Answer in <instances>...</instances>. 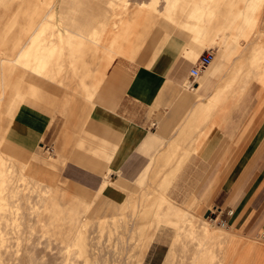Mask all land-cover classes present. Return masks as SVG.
<instances>
[{
    "label": "crops",
    "instance_id": "0c3cea01",
    "mask_svg": "<svg viewBox=\"0 0 264 264\" xmlns=\"http://www.w3.org/2000/svg\"><path fill=\"white\" fill-rule=\"evenodd\" d=\"M47 15L44 13L29 30V36L17 45L15 56L10 59L16 60ZM216 43H219L217 39ZM259 44V50L264 48L262 42ZM208 47L214 46L204 38L167 33L149 59L133 63L115 59L107 76L105 67L97 70L104 76L93 97L106 77L105 87L86 106L83 118L62 119L53 128L55 120L44 116L43 112L34 115L30 109H22L14 114V122L6 130L8 144L31 151L47 139L45 145L51 146V151L56 152L69 170L90 178L97 191L116 204L156 180L159 176L156 168L160 166L158 169L163 174L169 169L171 158L172 167L166 171L170 177L164 173L170 178V183L164 182L168 183L165 193L169 198L182 205L197 199L195 207L202 210L203 216L210 218L216 214L217 220L224 219L226 226L241 233L254 234L259 230L263 233L264 80L259 77L264 79V70L259 68L264 67V54L259 51L261 59L253 63L256 47L249 45L231 56L225 43L222 49L218 48L217 55L214 50L216 58L200 71L193 85L187 86L189 69ZM79 62L81 65L87 62L85 55L76 59V66L80 68ZM69 72L73 75L89 70L66 66L63 73ZM21 73L29 77L28 83H43L45 89L53 87L50 78L31 71ZM241 77L244 82L235 84ZM101 78L91 84L85 82L91 87L89 91L94 90L93 85ZM82 88L86 98L91 99L84 84ZM218 93H221L220 109L217 107L213 112L209 109L211 116L206 115ZM27 104L30 103L24 102L22 106ZM202 108L206 111H201ZM185 154L188 157L185 158ZM173 155L178 158L177 163ZM177 164L179 167H175ZM162 165L169 167L161 171ZM174 168L176 171L171 172ZM164 174L156 182H163ZM161 237L159 234L151 241L141 264L162 263L160 251L164 242Z\"/></svg>",
    "mask_w": 264,
    "mask_h": 264
},
{
    "label": "rangeland",
    "instance_id": "374dc122",
    "mask_svg": "<svg viewBox=\"0 0 264 264\" xmlns=\"http://www.w3.org/2000/svg\"><path fill=\"white\" fill-rule=\"evenodd\" d=\"M172 1L3 0L0 3V47L4 46L2 50L0 49V155L6 161V164L14 170L13 177H11V187L13 190L14 187L16 188L14 191L17 190V194L11 190V187L10 189L5 188L0 192L6 197L4 202L5 204L7 202L8 205H6V209L0 210V264H141L143 257L139 258L134 248L136 245L135 241L133 239L131 240V230H133V224L137 219L134 213L137 212L138 206L142 205L141 201L142 203L144 202L141 199V195L152 191L154 188V190H157L158 184L156 185L152 181L151 184L143 185L141 192L120 202V206L118 205L119 203L116 204L107 201L97 191L96 185L90 178L78 171L69 170L66 164H64V161L55 154L56 152H52V149L47 150L45 147L47 139L44 140V143H40L35 150L27 151L19 148L17 145L18 148L9 145L8 138L5 134L10 123L14 122V114H19L22 109H30V111L34 112V115L43 112L44 116L55 120L53 128H56L62 119L83 118L86 106L105 87L106 77L100 90L91 99L86 98L82 85L85 82L91 84L95 78H101L102 74L100 73V76L97 70L105 67V64L106 67L109 65L105 68V76H107L108 69L115 59H124L132 63L149 59L153 50L167 33H178L183 36L190 35L204 38L210 45L214 46L216 55L218 48L222 49L225 43H227L231 56L236 51L249 45H253V48H255L261 42L264 44V2L262 3L263 5H260V8L254 11L257 20L252 27L246 20H241L238 22L237 28L233 30L230 28L227 29L226 31L228 33L226 34L217 32L216 39L219 43H213L195 31L192 32L189 29L186 31L184 26L175 22L176 20L165 16V12L172 8ZM143 2L145 3L142 4ZM152 2L154 3L153 8L151 7L153 5ZM147 3L150 7L147 6ZM239 5L241 7L245 6L242 5V2ZM145 10L149 12H145ZM176 10L179 11V8L176 7ZM46 12L48 14L52 13L54 18L49 15L50 17L47 16L49 19L45 18L41 20L43 29H40L41 33L38 32V36H40L38 40L42 39L40 42H44L43 45L44 47L47 46V48H42L38 51L32 50V55L29 56V60L34 61L37 58H41L40 56L43 54L46 56L50 54L52 52L50 49L51 45L57 47L63 45L65 49L63 48L62 55H60V52H56L57 54L53 53L54 64L57 62L55 67L58 66V63L65 62L64 70L66 66L67 68H73V70H89L88 73L73 75L69 72L66 77L63 73L64 75H61V77H65L63 79L51 74V81L54 82L51 85L53 87L56 86V88L51 87V89H45L43 83H28L29 77L21 73L23 70L30 71L26 67L27 65H24L25 63L21 61L25 58L23 56L24 54L22 55L23 52L21 53L22 57L18 56V59L21 58V60L10 59L15 56L17 45L25 41L30 34L29 30L37 25L41 16ZM125 17L126 19H124ZM127 18L128 20L132 18L130 20L131 22L128 21L126 23L125 20ZM121 19L124 20L122 21ZM45 20H48L46 24ZM257 22L258 25L256 24ZM122 24L123 26H128L125 27L126 31L118 38V42L122 43L125 51L118 54L111 53L107 51L106 46L110 45L111 40L120 31L119 28H121L120 26ZM46 25H49L47 26L48 28ZM95 26H101L102 30L105 29L101 31V40H98L100 44L87 41V44L83 48L77 50L74 48L72 52L66 49V41L61 40L58 33L59 31L64 33L65 27H67L73 28V30L79 33L89 35L91 28ZM107 29L109 30L107 31ZM243 29L248 32L247 36H245L246 34ZM240 30L241 33L239 32ZM131 31L134 33L132 32L130 34ZM230 31H233V34ZM242 31L245 35L242 34ZM230 33L234 36L229 35ZM125 37L126 40H124ZM28 45L25 49L28 48ZM131 47H133L135 53L134 51L131 52ZM135 47H137V50ZM71 53L75 58L76 56L80 58L82 55H85L88 66L86 63L81 65V62L77 63L78 66L81 65L80 68L71 64V57L73 56ZM110 54L114 56L111 62ZM33 55L35 57H32ZM259 69L264 70V67ZM249 74L251 75H249L250 77L253 76V73ZM259 79L264 80L261 76ZM47 81L49 82L50 80ZM238 82H244L242 77L234 83L236 84ZM22 92H25L24 95H22ZM23 97L25 99L21 102L20 100ZM26 99L29 101H25ZM24 102L30 103L27 104L28 107L22 106ZM175 203L185 208L186 211L188 210L187 212L192 215L195 223L196 220L197 222L199 221L198 224L203 221L210 227L228 234L229 237L231 236L230 241H226L227 243L231 244L232 239H234L233 243L235 245L236 241L238 242L239 247L234 244H229V246L227 244L220 247L225 241L221 243L215 241L219 244L214 242V244L209 243L210 247L212 245V252H215L214 255H217L213 257V262H209L210 264H264L263 230L249 234L241 233L230 226L219 225L210 220L208 216H203L202 210L195 207L198 204L197 199H195L194 203L185 205ZM166 205L167 202H164L163 206L165 207ZM134 207H137V209H133ZM164 210L162 209L161 212ZM107 214L110 215L105 219L110 222L108 221L109 224L105 225L107 223L106 221L100 229V217ZM111 214L114 215L112 216ZM112 217L115 218V221H119L117 223L118 225L116 224L117 226L110 224L113 220ZM87 221L89 222L87 227H84V231L87 236L86 249L88 250H86L87 255H82L80 254V250H74L76 247H72L73 244L70 242L74 236V231L76 232L84 224L82 222ZM128 222L131 224V227L128 225ZM155 223L149 226L147 237L153 240L159 234L162 235L161 238L164 245L160 251L162 257L161 264L164 261L165 263L167 262L168 258L165 260L167 254V257L170 256L168 264L201 263L199 258L196 260V262H199L196 263V258L192 256L193 249L190 250L189 248L194 243H191L190 239L184 238V242L187 240L186 244H183V239H180V237L178 239L181 241H176L177 229L173 225L164 222L157 223V225ZM110 230L116 232L113 231L112 234ZM67 238L71 239L68 240ZM116 252L118 253L116 254ZM225 252L228 253L225 255ZM223 255L226 256V260L223 258Z\"/></svg>",
    "mask_w": 264,
    "mask_h": 264
},
{
    "label": "bare ground",
    "instance_id": "6f19581e",
    "mask_svg": "<svg viewBox=\"0 0 264 264\" xmlns=\"http://www.w3.org/2000/svg\"><path fill=\"white\" fill-rule=\"evenodd\" d=\"M155 2V1H154ZM242 2V5H245L244 7H241L240 5H239V3H241ZM264 2V0H173L172 1V4H171V6H172V8L170 9V10H167L166 12H165V16L166 17H169V18H171V19H173V20H176L175 22H177L178 24H180V25H182V26H184V28L186 29V31H187V29H189V30H192V32L193 31H195V32H197V33H199L200 35H202L203 37H206L209 41H211V42H213V43H216V33L217 32H223L224 34H226V33H228V31H226L227 29H231V30H233L234 28H237V26H238V22L239 21H241V20H246L248 23H249V25L252 27L254 24H255V22H256V20H257V16H256V14H255V10L257 9V8H260V5L262 4ZM145 2H143L142 4H144ZM150 3V2H149ZM153 3V2H152ZM151 3V4H152ZM156 3H157V1H156ZM244 3V4H243ZM142 4H140V5H142ZM148 4V3H147ZM263 5V4H262ZM147 6H149V4L147 5ZM153 6H154V3H153V5L151 6L152 8H153ZM150 7V6H149ZM176 7H178L179 8V11H177L176 10ZM263 7V6H262ZM143 8H144V6H143ZM158 8V7H157ZM262 9V8H261ZM226 10V11H225ZM149 12L148 10H145V12ZM157 11V10H156ZM140 12H142L141 10H140ZM140 12H137V13H140ZM158 12V11H157ZM259 12V11H258ZM137 13H136V15H137ZM159 14H160V12H158ZM135 14V13H134ZM150 14V13H149ZM52 16V13H50V14H48L47 16ZM138 15H140V14H138ZM47 16H46V18H47ZM49 16V17H50ZM49 17L47 18V19H49ZM53 17V16H52ZM123 17V16H122ZM121 17V18H122ZM128 17H130V16H128ZM54 18V17H53ZM52 19V18H51ZM124 19H126V17L124 18ZM123 19V20H124ZM122 20V19H121ZM120 20V21H121ZM122 20V21H123ZM130 20H132V18L130 19ZM130 20H128V18H127V20H125L126 21V23L129 21V22H131ZM133 20H134V18H133ZM46 21H48V20H45V24H46ZM122 21H121V23H122ZM102 22V21H101ZM119 22V21H118ZM104 23V22H103ZM117 23V22H116ZM120 23V22H119ZM118 23V24H119ZM125 23V24H126ZM45 24H43V25H45ZM118 24H117V26H118ZM131 24V23H130ZM218 24V25H217ZM257 25H258V22L256 23ZM100 25H101V23H100ZM120 25V24H119ZM47 26H49V25H46V27ZM105 26V25H104ZM116 26V25H115ZM122 26H123V24H122ZM120 26L121 28H119L120 29V31L118 32V34L111 40V42H110V45H108V46H106V49H107V51H110L111 53H115V54H118V53H121L122 51H125V49H124V46L122 45V43L121 42H118V38H120V36H121V34L123 33V32H125L126 31V28L125 27H127V26ZM106 27V26H105ZM135 27V26H134ZM255 27V26H254ZM43 29V26H40L39 27V29L37 30V32L35 33V35L32 37V39H31V41L28 43L29 45H28V48L27 49H25L26 48V46H25V48L22 50V55L23 56H25V58H23V60H21V58H19L21 61H23L25 64L24 65H27L26 67L27 68H29L30 69V71H31V73H33V74H38V75H41V76H45V77H47V78H50L51 79V77H52V75L51 74H54V76L56 75V77L57 78H59V77H61V75H64L63 74V71H64V66H65V64H64V62L63 63H58V68L57 69H55L54 67L57 65V62L54 64V60H53V53H55V54H57L56 52H60V55H62L61 54V52L63 51V45L62 46H52L51 45V47H50V49H51V51L52 52H50V54H48L47 56L46 55H41L40 57L41 58H37L36 60H34V61H32V60H29V56H31L32 55V50H41L42 48L43 49H45V48H47V46H45L44 47V42H40L42 39H39L38 40V38L40 37V36H38V32H40L41 33V31H40V29ZM45 28V27H44ZM48 28V27H47ZM104 28V27H103ZM115 29H116V27H115ZM118 29V28H117ZM46 30V29H45ZM105 29H103L102 30V27L101 26H95V27H92L91 28V30H90V34L88 35H86V33H79L78 31H76V30H73V28H67V27H65V30H64V33L62 32V31H59L58 33H59V36H60V39L61 40H65L66 42V49H68V50H71V52L74 50V48L77 50V49H80V48H83L86 44H87V41L89 42H92V43H96V44H100L99 42H98V40L100 41L101 40V34H102V32L101 31H104ZM109 29H107V31H108ZM130 30V29H129ZM245 32V34H244V32ZM243 33L242 34H244L245 36H247V33L248 32H246V30H244L243 29ZM133 31H131L130 32V34L132 33ZM191 32V31H190ZM231 32V31H230ZM233 32V31H232ZM231 32V33H232ZM235 32V31H234ZM240 33H241V30L239 31ZM239 32H238V34H239ZM250 32H252V31H250ZM249 32V33H250ZM89 33V32H88ZM134 33V32H133ZM229 34V35H232V34ZM42 35H43V33H42ZM42 35H41V37H42ZM126 35V34H125ZM228 35V34H227ZM241 35V34H240ZM250 35V34H249ZM248 35V36H249ZM99 36V37H98ZM136 36V35H135ZM232 36H234V35H232ZM63 37V38H62ZM78 37V38H77ZM126 37H128V36H126ZM126 37H125V39L124 40H126ZM130 37V36H129ZM43 38V37H42ZM134 38V37H133ZM82 39V40H81ZM223 39H224V37H223ZM43 41H44V39H43ZM224 42V41H223ZM49 43V42H48ZM132 43V42H131ZM130 43V44H131ZM63 44V43H62ZM68 44V45H67ZM48 45H50V44H48ZM55 45V44H54ZM76 45V46H75ZM220 45V44H219ZM224 45V44H223ZM259 45V44H258ZM131 46V45H130ZM133 46V45H132ZM127 47V46H126ZM139 47V46H138ZM257 47H259V46H257ZM255 48V53L254 54H252V56H254V55H256V57L254 58V60H252L253 61V63L254 62H258V61H260V57H259V51H261L260 53L263 55L264 54V48H261L260 50L258 49V48ZM261 47V46H260ZM49 48V47H48ZM136 48V50H137V47H135ZM65 49V48H64ZM131 49H132V51L131 52H133V51H135L134 49H133V47H131ZM82 51V50H81ZM128 51V50H127ZM75 52V51H74ZM21 53H20V55L19 56H21ZM34 53V52H33ZM63 53V52H62ZM76 53V52H75ZM125 53V52H124ZM36 54V53H35ZM65 54H66V51H65ZM70 54V53H69ZM72 54V53H71ZM260 54V55H261ZM38 55V54H37ZM73 55V54H72ZM71 55V56H72ZM121 55V54H120ZM64 56V55H63ZM70 56V57H71ZM22 57V56H21ZM32 57H35L34 55L32 56ZM80 57V56H79ZM81 57H83V56H81ZM110 62L112 61V59L114 58V56H112V54H110ZM264 57V56H263ZM31 58V57H30ZM19 59H18V57H17V59L16 60H18L19 61ZM76 59H78V58H75V56L73 55L72 57H71V64H73L74 66H76ZM109 59V58H108ZM264 59V58H263ZM78 61V60H77ZM240 62V61H239ZM108 63V62H107ZM260 63V62H259ZM70 64V65H71ZM86 65H87V62H86ZM73 66V67H74ZM109 66V65H108ZM107 66V67H108ZM106 66H105V68H107ZM232 67V66H231ZM1 68V67H0ZM97 70V69H96ZM99 70V69H98ZM100 70H102V69H100ZM2 71V70H1ZM86 72H87V70H86ZM106 71H104V73H105ZM96 73V72H95ZM100 73H101V71H100ZM99 73V71H98V74H100ZM1 74V73H0ZM69 74V73H68ZM103 76H104V74L103 73H101ZM101 74H100V76H101ZM84 76V75H83ZM99 76V75H98ZM103 76H101V77H103ZM2 77V76H1ZM65 77H66V75H65ZM64 76L63 77H61L60 79H63V78H65ZM99 78V77H98ZM96 79V78H95ZM229 79V78H228ZM85 80V79H84ZM98 80V79H97ZM101 80H102V78L99 80V82L98 83H96L95 82V84L93 85V87H94V90L93 91H89L90 89H89V87L88 86H86V83H84V87L86 88V90H88L87 91V93L89 92L90 93V97L92 98L93 96H94V93H95V91H96V89L98 88L97 86H98V84L101 82ZM232 82V81H231ZM92 83V82H91ZM227 83V82H226ZM229 83V82H228ZM227 83V84H228ZM227 84L225 85V86H227ZM234 84V83H233ZM88 87V88H87ZM230 87H231V85H230ZM91 88V87H90ZM93 89V88H92ZM223 91L225 90V89H222ZM219 94H221V93H218V95L215 97V98H213L212 99V105L210 104L209 105V108H207L208 109V112H205V113H207L206 115H209V116H211L210 115V111L211 112H213L212 110L213 109H217V107L219 106L218 104V102H219ZM221 103V102H220ZM201 106V105H200ZM198 108V107H197ZM201 108V107H200ZM206 108H202L201 109V111L204 109H206ZM209 109H211L210 111H209ZM218 109H220L219 107H218ZM206 111V110H205ZM204 112V111H203ZM197 113H199V112H197ZM196 114V113H195ZM211 114H213V113H211ZM204 115V114H203ZM195 116V115H194ZM197 116H198V114H197ZM208 117V116H207ZM200 118H201V116H200ZM203 118V117H202ZM191 120H192V118H191ZM193 121H194V118H193ZM198 121V120H197ZM196 121V122H197ZM207 121V120H206ZM205 121V122H206ZM194 123V122H193ZM198 123V122H197ZM201 123H204V122H201ZM191 125H194V124H191ZM201 125V124H200ZM203 125H205V124H203ZM190 127V126H189ZM193 127V126H192ZM196 127H197V125H196ZM199 127V126H198ZM197 127V128H198ZM186 128H188V127H186ZM191 128V127H190ZM190 128H189V130H190ZM194 128V127H193ZM188 130V131H189ZM194 130V129H193ZM192 130V131H193ZM196 130V129H195ZM187 131V132H188ZM197 131V130H196ZM184 132H185V130H184ZM183 132V133H184ZM189 132H191V131H189ZM197 133V132H196ZM200 133V132H199ZM185 134V133H184ZM183 134V135H184ZM189 134V133H188ZM194 134V133H193ZM192 135V134H191ZM185 136V135H184ZM181 137H182V135H181ZM181 137H179V138H181ZM188 137V136H187ZM191 137V136H190ZM184 138V137H183ZM178 139V138H177ZM187 138H185V140H186ZM191 140V139H190ZM194 140V139H193ZM178 141V140H177ZM183 141V140H182ZM188 142V141H187ZM190 142V141H189ZM185 143V142H184ZM191 143V142H190ZM177 144V143H176ZM183 144V143H182ZM181 145V144H180ZM186 145V144H185ZM176 147V146H175ZM180 147H182V146H180ZM185 147V146H184ZM183 147V148H184ZM193 147V146H192ZM178 148V147H177ZM176 148V149H177ZM187 148V147H186ZM190 147H189V145H188V149H189ZM183 150V149H182ZM185 150H187V149H185ZM184 151V150H183ZM179 152L180 153H182L181 152V150H179ZM187 152V151H186ZM179 153V154H180ZM176 155V154H175ZM181 155V154H180ZM188 155V154H187ZM186 154H185V158H186V156H187ZM174 156V155H173ZM177 157H178V155H176ZM176 156H174V157H176ZM181 156H183V155H181ZM173 157V158H174ZM174 158L175 160H176V163H177V159L178 158H180V156L178 157V158ZM188 157V156H187ZM11 158V157H10ZM184 158V159H185ZM173 160V159H172ZM172 160H171V158H170V161H171V163H170V161H169V163H170V167H172L171 165H172ZM175 160H174V163H175ZM180 160L181 159H179L178 161L180 162ZM178 162V163H179ZM169 165V164H168ZM167 165V166H168ZM179 165L180 164H177V165H175V167H179ZM159 165H156V167H158ZM162 166H164V165H162ZM167 166H164V167H161V171H162V168H165V167H167ZM182 166V165H181ZM23 167V166H22ZM160 167V166H159ZM158 167V168H159ZM169 167V166H168ZM170 167H169V169L167 168V170L166 171H169L170 170ZM158 168H156L157 170H156V174L157 173H159L158 175V178L156 179V180H158L159 179V177L160 176H162V177H164L163 176V174L164 173H168V177H170L169 176V172H166V171H164V173L163 174H161L160 173V171H159V169ZM178 169V168H177ZM180 169V168H179ZM159 171V172H158ZM175 172L176 170H175V168H174V170H172L171 172ZM178 171V170H177ZM13 172H14V170H12V168H10L7 164H6V161H4L3 160V158H2V156L0 155V192L2 191V190H4L5 188H9L10 189V187H11V182H12V179H11V177H13ZM155 174V175H156ZM161 174V175H160ZM173 174V173H172ZM171 174V175H172ZM176 174V173H175ZM153 175V174H152ZM165 175V174H164ZM174 175V174H173ZM22 176V175H21ZM165 177H166V175H165ZM168 177H166V179L163 181V182H160V183H158V182H156V180H155V182H154V180H153V182L156 184H158V189L157 190H152V191H150V192H147V193H143V195H141V199L142 200H144V202L142 203V201H141V206H138L139 208H138V210H137V212H135L134 214H135V218H137L136 220H135V223L133 224V230H131V233H132V236H131V240L133 239L134 241H135V250L137 251V255L139 256V258L141 257H144V255H145V253H146V250H147V248H148V246H149V243H151L150 241L152 240H150L149 239V237H147L148 235H147V233H148V231H149V226H152V224L153 223H155V221H157L156 223H155V225H157V223H161V222H164V223H167V224H171V225H173L176 229H177V236H176V238H177V240L176 241H179L181 238L183 239L182 240V242H184L185 241V239L184 238H188V240L190 239L191 240V243H194L193 245L191 244V247L189 248L190 250H192V253H193V257H195L196 259H195V262H196V260H197V258H199L200 259V264H206V263H208V264H210L209 262H213L214 261V258L213 257H215V256H217L216 254L214 255V253L215 252H212L213 251V249L211 248L212 247V245H211V247H210V245H209V243H212V244H214V243H216L215 241H218L219 243H221V242H224L225 241V243L222 245V246H220V247H223L224 245H227V246H229V244L230 243H227L226 241H230V238H231V236L229 237V235L228 234H225V233H223V232H221L220 230H217V229H215V228H213V227H210L207 223H205V222H200L199 224H198V222H197V220H196V223H195V220H194V218L192 217V215L190 214V213H188L186 210H185V208H183V207H181V206H179L178 204H176L171 198H169L166 194H165V192H164V190H165V188H168V187H166V184H168V183H170L169 182V179L170 178H168ZM172 177V176H171ZM174 177H175V175H174ZM174 177H172V178H174ZM22 178H24V177H22ZM153 178H154V176H153ZM161 179V178H160ZM163 180V179H162ZM159 181V180H158ZM165 181H167L166 183H164ZM171 182H172V180H171ZM23 183H24V181H23ZM29 184V183H28ZM156 184V185H157ZM170 185V184H169ZM25 186V185H24ZM160 186V187H159ZM27 188V187H26ZM151 188V187H150ZM16 188L14 187V190H15ZM11 190L12 191H14L13 189H12V187H11ZM167 190V189H166ZM17 191V190H16ZM16 191H14L15 193H16ZM3 193V192H2ZM100 193V192H99ZM17 194V193H16ZM99 196V195H98ZM6 200V197L4 196V194H1L0 193V210H3V209H6V205H7V202H6V204H5V201ZM137 200H139V199H137ZM138 202V201H137ZM164 202H167V205L164 207L163 206V204H164ZM136 204V203H135ZM138 204V203H137ZM140 204V203H139ZM118 205H120V203L118 204ZM8 206V205H7ZM10 206V205H9ZM121 206V205H120ZM137 206V205H136ZM133 209H137V207H134ZM162 209H165L163 212H161V210ZM134 211H136V210H134ZM113 213H115V212H113ZM109 215L110 214H107V215H104V216H102V217H100V229H101V226L103 225L104 226V223L107 221L105 218H107V217H109ZM112 215V214H111ZM114 215V214H113ZM112 215V216H113ZM117 216V215H116ZM115 217V216H114ZM102 218V219H101ZM113 218V217H112ZM115 218H113V220H112V223H110V224H114V225H116L117 223H119V221H115L114 220ZM86 221V220H85ZM109 221V220H108ZM108 221H107V223L105 224V225H107V224H109L108 223ZM88 222L89 221H87V222H82V223H84V224H82L79 228H78V230L75 232L74 231V236L72 237V239L71 238H69V239H71V244H73L72 245V247L74 246V247H78L77 249L76 248H74V250H80V254H82V255H85L86 254V250H88V249H86V247H87V236H86V233H85V231H84V227H87V225H88ZM96 222V221H95ZM110 222V221H109ZM98 224V225H99ZM118 225V224H117ZM116 225V226H117ZM128 225L130 226L131 224L128 222ZM225 226V225H224ZM106 227V226H105ZM131 227V226H130ZM83 228V229H82ZM86 229V228H85ZM102 229H104V228H102ZM106 229V228H105ZM111 229H112V227H111ZM129 229H131V228H129ZM72 230H74V229H72ZM71 230V231H72ZM113 231L114 230H110V232L113 234ZM73 232V231H72ZM114 232H116V231H114ZM110 233V234H111ZM131 235V234H130ZM180 237V239H178ZM68 239V238H67ZM68 239V240H69ZM181 241V240H180ZM233 241H234V239H232V245L234 244L235 245V243H233ZM186 242H187V240H186ZM186 242H184L183 244H186ZM214 242V243H213ZM216 243V244H219V243ZM241 242V241H240ZM70 244V245H71ZM215 244V245H216ZM230 244V245H231ZM69 245V246H70ZM195 245V246H194ZM214 245V246H215ZM221 245V244H220ZM238 245V247H239V244H238V242L236 241V245L235 246H237ZM185 246H188V245H185ZM194 246V247H193ZM237 247V248H238ZM117 248V247H116ZM115 248V249H116ZM226 248V247H225ZM228 248V247H227ZM70 249V248H69ZM95 249V248H94ZM224 249V248H223ZM230 249V248H229ZM234 249V248H233ZM119 250V249H118ZM124 250V249H123ZM215 250V249H214ZM71 251V250H70ZM232 251V250H231ZM241 251V250H240ZM77 252V251H76ZM120 252V251H119ZM134 252V251H133ZM246 252V251H245ZM250 252V251H249ZM94 253V252H93ZM115 253V252H114ZM118 252H116V254H117ZM136 253V252H135ZM169 253V252H168ZM228 252H225L224 254L226 255ZM236 253V252H235ZM239 253V252H238ZM79 254V253H78ZM115 254V256H117ZM87 255V254H86ZM100 255V254H99ZM123 255V254H122ZM173 255V254H172ZM225 255H223V258H225L226 256ZM230 255V254H229ZM231 255H232V253H231ZM230 255V256H231ZM243 255V254H242ZM241 255V256H242ZM135 256H136V254H135ZM229 256V257H230ZM192 257V258H193ZM228 257V258H229ZM120 258V257H119ZM168 259H167V262L165 263V264H168L169 263V260H170V256L169 257H167ZM213 258V259H212ZM222 259V258H221ZM242 259V258H241ZM225 260H226V258H225ZM192 261H193V259H192ZM191 261V262H192ZM222 261H224V260H222ZM221 261V262H222ZM231 261V260H230ZM175 262V261H174ZM199 261H197L196 263H198ZM225 262V261H224ZM232 262V261H231ZM172 263V262H171ZM220 263V262H219ZM174 264V263H173ZM191 264V263H190ZM193 264V263H192ZM195 264V263H194ZM221 264H226V263H221ZM239 264V263H238ZM242 264V263H241Z\"/></svg>",
    "mask_w": 264,
    "mask_h": 264
},
{
    "label": "built area",
    "instance_id": "2783aa9c",
    "mask_svg": "<svg viewBox=\"0 0 264 264\" xmlns=\"http://www.w3.org/2000/svg\"><path fill=\"white\" fill-rule=\"evenodd\" d=\"M214 53H215L214 48L208 47L202 54H200L195 64L189 69L190 79L186 83L187 86H192L195 78L198 76L200 71L212 62L214 58ZM45 147L47 150L52 149L51 146L47 144L45 145ZM216 217L217 215L215 214L214 216L210 217V220L216 222L219 225H226V222L224 219L217 220Z\"/></svg>",
    "mask_w": 264,
    "mask_h": 264
}]
</instances>
